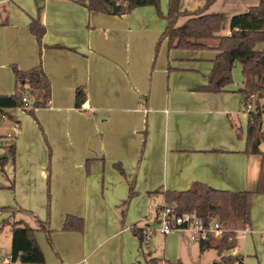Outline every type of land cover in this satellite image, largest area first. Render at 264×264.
I'll return each mask as SVG.
<instances>
[{"label": "crops", "instance_id": "crops-1", "mask_svg": "<svg viewBox=\"0 0 264 264\" xmlns=\"http://www.w3.org/2000/svg\"><path fill=\"white\" fill-rule=\"evenodd\" d=\"M79 1L43 0L46 32L40 46L29 30L37 17L35 0H0V94L13 93L12 65H40L51 82L50 103L35 109L34 117L17 113L19 108L0 111L14 132L0 135L12 137L0 138V158L6 159L0 171L12 183L0 199V207H10L0 211V255L10 254V226H2L9 219L36 229L45 259L39 264H146L148 258L184 264L187 251L188 264L219 263L226 252L200 251L198 242L177 240L176 232L160 234L161 254L151 249L156 233L140 245L131 227L156 224L165 191H184L194 182L230 192L255 188L264 156L244 153L253 105L242 108L241 65L236 85L203 91L217 50L169 49L163 40L156 52L167 22L153 6L116 15L89 11ZM203 3L187 9L181 0V9L193 11ZM229 33L222 16L218 35ZM77 87L86 92L79 108ZM232 124L241 128V138ZM259 150L264 154V143ZM132 181L135 194L122 215ZM255 207L264 209V194L254 195L251 207V224L264 230V212L256 216ZM68 214L83 219L81 232L62 230ZM36 219L47 220L46 230H38ZM257 231L237 232L233 251L242 264L241 240ZM171 246L176 253L169 252Z\"/></svg>", "mask_w": 264, "mask_h": 264}, {"label": "trees", "instance_id": "trees-1", "mask_svg": "<svg viewBox=\"0 0 264 264\" xmlns=\"http://www.w3.org/2000/svg\"><path fill=\"white\" fill-rule=\"evenodd\" d=\"M216 0H204L201 7L193 11L181 9V0H168L166 15L160 12V0H115L119 9L114 11L110 2L106 0H80L79 2L89 11L121 15L132 9L142 6H153L159 15L163 16L167 25L161 33L156 52L163 40H167L169 49L218 51L208 77V84L201 88L207 92H220L223 87L232 83V70L236 63L241 65L242 87L238 92L242 95V108L252 104L253 109L248 111L244 153L252 155L264 154L259 145L264 143V0L251 6L247 11L235 14L230 18L228 35H218L222 23L221 13H208L209 7ZM37 17L32 19L29 30L34 35L38 45H42V38L46 32L40 15L43 5L35 0ZM186 16V21L177 26V20ZM215 44L210 45L209 42ZM14 76V90L12 94H0V111L10 108H20L34 117V110L48 107L51 99V82L40 65L28 70H20L11 66ZM219 82V84H217ZM26 97L27 101H23ZM86 100L84 87H77L75 91V106L79 108ZM238 138L242 137L239 126L232 124ZM1 138V137H0ZM3 138V137H2ZM8 148L15 156V145L10 142ZM6 162L0 158V169ZM114 166L123 174L119 164ZM49 184V180H48ZM153 193H157V190ZM135 194L134 181L129 184L128 199L122 204V215L125 213L129 199ZM151 194V193H150ZM167 204H176V212H192L203 220H217L224 231L219 238L209 236L208 239L198 242L200 251L214 248L223 253L233 249L236 244V235L239 230L251 228L252 197L264 194V157L259 165V175L253 190L230 192L219 190L194 182L184 191H165L162 193ZM50 195L47 194V211L50 207ZM10 207H0V211H8ZM38 230H46V221L36 219ZM9 225L11 230L10 254L14 264H39L44 262V254L35 239V231L24 221H10L6 219L2 226ZM83 219L75 215H66L62 224L64 231L83 230ZM133 235L140 245L145 241V229L137 225L131 227ZM48 232H50L48 230ZM242 262L240 254H223L219 263L235 264ZM156 258L146 259V264H156Z\"/></svg>", "mask_w": 264, "mask_h": 264}, {"label": "rangeland", "instance_id": "rangeland-1", "mask_svg": "<svg viewBox=\"0 0 264 264\" xmlns=\"http://www.w3.org/2000/svg\"><path fill=\"white\" fill-rule=\"evenodd\" d=\"M197 0H183V5L184 7H186L187 9L192 8L193 6H195L194 4L196 3ZM259 0H216V2L213 4V6H211L209 8V11H216L218 13H221L223 16V25L224 26H229V21L230 18L232 16V14H239L242 12L247 11V8L249 5H255L258 3ZM39 2H43V0H39ZM163 3V4H162ZM167 5H168V0H160V12L162 13V15H165L167 12ZM154 10L156 11V9L154 8ZM156 15L161 19L164 20L163 16L159 15L158 12L156 11ZM187 19L186 16H181L178 20L176 25L179 26L182 23L185 22V20ZM156 50V47H155ZM239 63H236L234 65V69L232 72V79H233V83L236 85L238 82L237 80L240 78L241 74L239 72ZM14 78V76H13ZM14 80H13V90H14ZM24 113L26 114L24 111H22V109L19 108V111H17V113ZM1 115V113H0ZM29 115V114H28ZM31 117V116H30ZM11 123L6 120V121H1L0 120V135L1 134H5L7 131H11L10 133L13 134V130L11 127ZM4 138V137H3ZM2 140V138H1ZM3 141V140H2ZM2 142L0 141V144ZM46 143V142H45ZM49 158H50V151H49ZM50 164V160L48 165ZM0 174L2 176L3 179H5L7 181V185L4 186H0V199H2V197L4 196V193L9 191L11 192V185L12 183L9 181L10 177H7L6 174L2 171H0ZM11 179V178H10ZM46 197L47 194L49 193L50 195V183L48 184V181L46 180ZM51 199V196H50ZM50 203V202H49ZM264 212V209L262 208H256L255 207V212H256V216L261 217V213ZM50 213V207L48 210V214ZM264 217V216H262ZM154 228H157V224H152ZM251 228L258 230L257 232H255L253 234V236L248 237L246 240H241V253L244 255V259H245V264H264V230H260L258 229L259 227L252 225L251 224ZM262 234V235H261ZM176 237L177 240H181L182 242L188 241V236L186 234L183 233H179L176 232L174 233V235ZM167 238V237H166ZM176 240V241H177ZM192 244H195L194 242H191ZM163 244V236L160 235L159 232H156L155 236L153 237L152 241H151V245H152V250L153 249H157L159 253L162 254V246ZM177 249H175L174 246L170 247V253L174 254L176 253ZM198 253V252H197ZM212 255L209 254L208 258H210ZM207 258V259H208ZM158 263V261H157ZM164 264V262L159 261L158 264ZM184 264H188V251L185 254L184 257Z\"/></svg>", "mask_w": 264, "mask_h": 264}, {"label": "built area", "instance_id": "built-area-1", "mask_svg": "<svg viewBox=\"0 0 264 264\" xmlns=\"http://www.w3.org/2000/svg\"><path fill=\"white\" fill-rule=\"evenodd\" d=\"M262 47H264V41L262 42ZM23 101H27L26 97L23 98ZM16 130L17 128H15V131ZM11 138L12 137L8 134L4 136L3 139ZM156 224L157 228H146L145 241H147L151 235L156 232L165 236L171 234L172 232H179L186 234L189 239L193 241L200 242L208 239L209 236L219 238L224 231L222 225L215 219H211L209 221L203 220L192 212L181 214L177 213L176 204L174 203H166L160 206L156 213ZM227 254L236 255L233 249L227 251ZM14 263L15 262L11 254L5 256L0 255V264ZM235 264H242V262L236 261Z\"/></svg>", "mask_w": 264, "mask_h": 264}, {"label": "water", "instance_id": "water-1", "mask_svg": "<svg viewBox=\"0 0 264 264\" xmlns=\"http://www.w3.org/2000/svg\"><path fill=\"white\" fill-rule=\"evenodd\" d=\"M106 1L110 2L114 11H117L119 9V4H117L115 0H106ZM217 84H219V82Z\"/></svg>", "mask_w": 264, "mask_h": 264}]
</instances>
